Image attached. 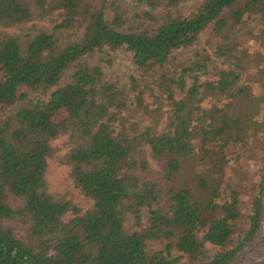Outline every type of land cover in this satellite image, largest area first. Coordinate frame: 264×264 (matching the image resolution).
Segmentation results:
<instances>
[{"label":"trees","instance_id":"obj_1","mask_svg":"<svg viewBox=\"0 0 264 264\" xmlns=\"http://www.w3.org/2000/svg\"><path fill=\"white\" fill-rule=\"evenodd\" d=\"M188 1L0 0V264H264L262 182L244 203L216 178L231 149L253 138L264 151V123L240 111L251 87L233 42L264 26V0ZM34 21L49 25L24 41L6 31ZM118 51L124 82L105 72ZM40 95L65 115L36 109ZM61 137L81 202L47 190ZM196 159V191L177 186Z\"/></svg>","mask_w":264,"mask_h":264},{"label":"rangeland","instance_id":"obj_2","mask_svg":"<svg viewBox=\"0 0 264 264\" xmlns=\"http://www.w3.org/2000/svg\"><path fill=\"white\" fill-rule=\"evenodd\" d=\"M196 0H190L186 6L194 5ZM32 23L37 25L48 26V21H34L25 25H17L6 29V31L15 36H19L22 41L26 39L25 33ZM260 35L259 39H254L253 36ZM206 34H203L200 39V46L207 47L205 43ZM234 44L241 49L247 50V72L242 75V82L251 87L249 92L250 100L247 102L243 100L240 103V111L242 115L248 119H252L255 123L261 125L264 123V78L255 75L253 59L256 57L255 53L260 51L264 56V26L239 27L237 34L233 40ZM263 59V58H262ZM261 68L264 64L260 65ZM106 75L111 80H120L124 82L125 77L132 72V65L129 57L123 51L115 53L113 64L105 68ZM264 72V71H262ZM36 109H47L48 115L52 118L58 119L65 115L66 109L64 107H53L48 103L46 95L35 97L32 102ZM65 138L56 139L53 144L58 147V151L48 160L46 169V183L47 190L58 196L66 199H71L75 202L83 200L79 190L72 184L68 177V166L64 164L60 157L65 151ZM229 162L224 172L217 174V181L220 183V188L223 189L225 185L230 184L231 188L239 189L243 202H247L250 194L258 187L259 182L264 186V151L260 149L257 140L251 138L248 144L231 149L229 152ZM150 165L154 168L159 167L158 162L152 157H149ZM207 164L204 161L196 159L192 166L184 163L181 170L177 173L175 183L177 186H187L193 191H196L194 182L190 179L193 174H207ZM210 178V176L208 177ZM245 205V204H244ZM210 218H221L222 214L215 212L209 214ZM210 254L213 248L206 246Z\"/></svg>","mask_w":264,"mask_h":264}]
</instances>
